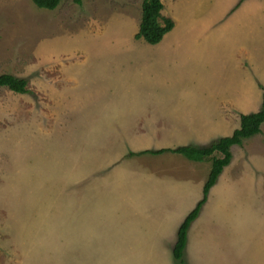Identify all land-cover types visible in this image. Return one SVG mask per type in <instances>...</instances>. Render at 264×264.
I'll list each match as a JSON object with an SVG mask.
<instances>
[{
    "label": "rangeland",
    "instance_id": "1",
    "mask_svg": "<svg viewBox=\"0 0 264 264\" xmlns=\"http://www.w3.org/2000/svg\"><path fill=\"white\" fill-rule=\"evenodd\" d=\"M162 2L167 61L135 38L143 0H0V75L28 82L0 88V264H264V123L231 149L183 263L212 163L130 156L208 147L260 110L264 0Z\"/></svg>",
    "mask_w": 264,
    "mask_h": 264
},
{
    "label": "trees",
    "instance_id": "2",
    "mask_svg": "<svg viewBox=\"0 0 264 264\" xmlns=\"http://www.w3.org/2000/svg\"><path fill=\"white\" fill-rule=\"evenodd\" d=\"M34 5L39 9L53 11L57 9L63 0H32ZM77 4L81 0H74ZM162 0H143L142 14L139 30L135 35L137 40H143L149 45H158L166 34L174 28V21L162 15L163 11ZM27 80L18 78L10 74L0 75V88H7L8 90L17 93H27ZM264 123V88L262 107L258 112L241 115L240 126L231 136L219 138L217 141L208 147L199 148L191 145L179 146L175 149H159V150H145L139 153H130L134 155H160L164 153H172L180 155L192 162H206L212 163L211 171L204 186L203 198L185 218L177 232V241L173 248L174 260L183 263L184 253L188 242V231L192 223L197 219L202 206L207 202L210 190L216 185L220 175L225 167H227L232 160L231 149L234 146H241L245 140L259 135L261 126Z\"/></svg>",
    "mask_w": 264,
    "mask_h": 264
},
{
    "label": "crops",
    "instance_id": "3",
    "mask_svg": "<svg viewBox=\"0 0 264 264\" xmlns=\"http://www.w3.org/2000/svg\"><path fill=\"white\" fill-rule=\"evenodd\" d=\"M227 5H229V3H227ZM236 16H237V14H235L234 15V17H233V22H231V23H234L236 20H235V18H236ZM231 17V18H232ZM214 19H215V16L213 17V19H212V23H213V21H214ZM232 26L233 25H227V27H226V32H228V29L229 30H231L232 29ZM219 28V27H218ZM157 46V45H156ZM156 46H153V47H150V48H148V51L149 52H146V53H148L149 55H166V54H168V53H166V51L169 49V48H171V47H156ZM147 54V55H148ZM247 56V55H246ZM152 58H154L153 56H151ZM167 55L166 56H164V59L163 60H166L167 61ZM145 58V57H144ZM149 58V60L148 61H150V56L148 57ZM247 58H249L248 56H247ZM250 61V60H249Z\"/></svg>",
    "mask_w": 264,
    "mask_h": 264
}]
</instances>
